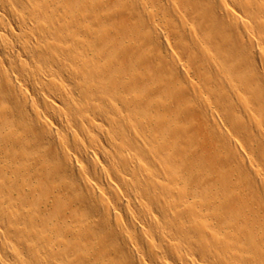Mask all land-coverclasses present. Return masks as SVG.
Wrapping results in <instances>:
<instances>
[{
	"label": "bare ground",
	"instance_id": "1",
	"mask_svg": "<svg viewBox=\"0 0 264 264\" xmlns=\"http://www.w3.org/2000/svg\"><path fill=\"white\" fill-rule=\"evenodd\" d=\"M0 264H264V0H0Z\"/></svg>",
	"mask_w": 264,
	"mask_h": 264
}]
</instances>
